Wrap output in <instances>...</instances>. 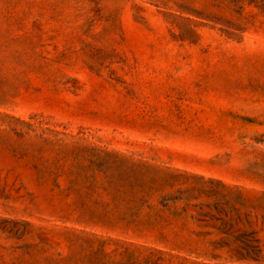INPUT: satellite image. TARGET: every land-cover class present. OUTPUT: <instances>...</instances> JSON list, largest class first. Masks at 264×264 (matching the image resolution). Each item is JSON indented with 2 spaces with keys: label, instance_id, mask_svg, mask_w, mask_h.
<instances>
[{
  "label": "rangeland",
  "instance_id": "1",
  "mask_svg": "<svg viewBox=\"0 0 264 264\" xmlns=\"http://www.w3.org/2000/svg\"><path fill=\"white\" fill-rule=\"evenodd\" d=\"M0 264H264V0H0Z\"/></svg>",
  "mask_w": 264,
  "mask_h": 264
}]
</instances>
